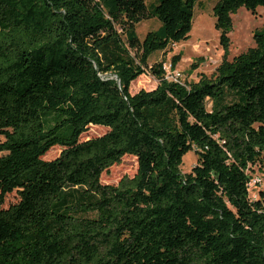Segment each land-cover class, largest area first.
I'll return each instance as SVG.
<instances>
[{
	"label": "trees",
	"instance_id": "1",
	"mask_svg": "<svg viewBox=\"0 0 264 264\" xmlns=\"http://www.w3.org/2000/svg\"><path fill=\"white\" fill-rule=\"evenodd\" d=\"M199 1L0 0V264H264V193L248 188L264 169V25L210 77L148 65L189 37ZM258 5L215 1L225 50L230 13ZM147 73L156 86L131 92ZM125 156L134 173L103 182Z\"/></svg>",
	"mask_w": 264,
	"mask_h": 264
},
{
	"label": "rangeland",
	"instance_id": "2",
	"mask_svg": "<svg viewBox=\"0 0 264 264\" xmlns=\"http://www.w3.org/2000/svg\"><path fill=\"white\" fill-rule=\"evenodd\" d=\"M216 0H200L194 7V16L192 28L189 37L170 45L165 51L153 52L148 58V65L155 62L163 63L165 69V78L170 80L175 72L179 73V81L189 83L197 81L201 76L210 77L215 68L224 59L231 60L233 56L245 51L248 47L254 45L253 32L264 25V6L258 5L255 11L245 6L238 7L230 13L231 28L227 33L229 43L227 49L220 43V29L215 26V18L212 8ZM147 4L155 0H145ZM161 25L157 17H151L139 22L136 25V33L140 39L150 30H155ZM174 56L179 60L172 66ZM157 80L149 73L140 75L130 85V91L136 92L141 88L151 89L155 87ZM209 102L207 107H209ZM102 130L92 127L86 133L87 135H96ZM59 153L58 148L50 150L45 159H52ZM197 160V154L194 150L188 151L182 158L179 170L185 174L191 170ZM134 159L125 156L121 163L112 166L102 175V181L116 184L119 179L135 171ZM251 181L249 195L252 199L258 197L259 190L264 193V169L258 165L250 169ZM16 200L14 192L5 197L4 204L7 206Z\"/></svg>",
	"mask_w": 264,
	"mask_h": 264
},
{
	"label": "built area",
	"instance_id": "3",
	"mask_svg": "<svg viewBox=\"0 0 264 264\" xmlns=\"http://www.w3.org/2000/svg\"><path fill=\"white\" fill-rule=\"evenodd\" d=\"M179 73H177V72H175L173 75H171V79L170 80H172V81H179ZM180 82V81H179ZM254 183H255V181L253 180V181H251L250 180V182H249V184H248V187L250 186V185H254Z\"/></svg>",
	"mask_w": 264,
	"mask_h": 264
}]
</instances>
